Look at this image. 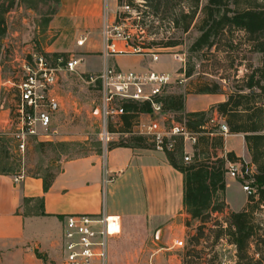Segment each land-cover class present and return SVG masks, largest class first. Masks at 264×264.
Listing matches in <instances>:
<instances>
[{"label":"rangeland","instance_id":"374dc122","mask_svg":"<svg viewBox=\"0 0 264 264\" xmlns=\"http://www.w3.org/2000/svg\"><path fill=\"white\" fill-rule=\"evenodd\" d=\"M59 1L20 0L19 5H15L5 14L8 30L3 39H9L5 44L1 41L0 59L4 66V76L10 82H8L7 88L2 91L1 103L11 108V118L15 116L16 106L19 102V90L13 82L24 76L22 66L24 60L30 58V52H46L47 44H51L57 37L55 35L52 37L51 33H48V29L58 12ZM236 1L237 3L231 4L232 8L243 9L255 5L256 2H264V0ZM207 3L208 0H164L157 14L145 5L140 8L142 17L139 22L132 18L124 19L127 15H122L123 21L118 20L117 22L125 31L131 33L129 42L132 44L141 45L152 41L174 42L173 46L154 47L156 51L165 53L155 63L154 69H170L183 73L180 75L182 81L172 84L166 90V95L183 92L186 96L188 93H199L198 91L203 88H216V84H219L225 93H236L251 76H256V78L263 76L261 71L256 73V70L264 68V53L254 48L250 36L242 29L232 28L220 31L214 39L213 46L200 50L194 49V43L202 33L200 26L204 18V6ZM115 9V0H111L110 16L113 15ZM183 13H194V18L187 30L182 27ZM54 24L52 34L59 32V25ZM61 24L64 34H62L60 42L71 50L59 53H64L66 56L84 54L81 51H84L87 45L79 47L76 40L81 32L88 31L90 39H94L96 44H101L102 48L99 51L95 47L93 54H102L103 20L98 27V34L87 27L85 20L79 17L67 16ZM143 30L144 33L141 34ZM117 48L123 47L117 44ZM145 51L146 49L133 50L134 53H145ZM167 54L173 55L172 57L178 58L179 61ZM122 59L127 62L133 61L132 57L127 56ZM148 59L149 56L146 60ZM94 60L97 65H103L102 60ZM50 61L56 65L53 57ZM190 69L193 74L187 76L186 71ZM89 74L90 72L82 71L80 66L76 71L61 70L59 72V82L54 91L61 101V109L54 115L52 130L49 131L51 136L48 138L38 135L30 136L25 149L21 150L12 135V122L9 121L8 129L0 133V172L48 177L59 169L61 160L91 153H105L111 143L131 142L130 134L115 135L110 140L102 135L103 124L99 117L100 92L96 85L88 83ZM254 92L259 91L257 88L252 90L245 87L244 93H249L251 98L256 97ZM220 96L223 98V95ZM206 111L209 112L208 117L211 119L207 127L213 128L214 131L210 136L222 134L220 127L215 126L217 123H213L215 115L212 108L210 107ZM182 116L183 110L159 114L157 117L159 123L165 129L170 130L174 122H180ZM112 129L115 128L109 125V131ZM204 134L200 133L197 136L200 137ZM238 134L244 135V133ZM222 135L224 136V146L218 148L217 152L220 156H225L229 151L225 152L226 136ZM148 142L151 143L150 140ZM195 143L193 140L184 139V152L188 151L191 159L194 158L195 152L199 153V158H203L201 147L196 149ZM237 145L238 142L235 141L234 146ZM235 152L238 154L237 151ZM238 156L247 163L245 157ZM253 167L256 172V166ZM230 179L242 185L245 184L247 178L242 174L234 178L227 173L226 182ZM250 179L256 190L255 194H257L259 185L254 177ZM227 195L234 206L245 205L247 197L249 198L247 193L239 188L237 190L229 189ZM255 196L257 201L258 196ZM218 198L219 203H224V210L231 212L226 201L225 190L218 193ZM260 205L256 211V218L257 222H261L263 228L261 232L264 238V203ZM118 216L121 224L118 233L111 237L109 264H215L219 261L231 264L230 261L233 260L235 252V247L231 246L234 240L233 229L229 226L222 227L223 222L228 221V215L222 214L221 211H212L205 219L204 227L206 228L200 240L195 237L198 228L195 231L189 229L186 232L165 235L161 230H150L147 221L139 217L124 227L121 216ZM177 237H185L188 242L187 247L171 248L173 239ZM193 245L196 247H192ZM250 252V256L256 260L264 258V240L252 241ZM0 256L2 257L0 264H10L11 256L4 258L2 254ZM61 261L62 247L59 264ZM247 261L248 258H243L237 264H245ZM51 264L55 263L51 262Z\"/></svg>","mask_w":264,"mask_h":264},{"label":"crops","instance_id":"0c3cea01","mask_svg":"<svg viewBox=\"0 0 264 264\" xmlns=\"http://www.w3.org/2000/svg\"><path fill=\"white\" fill-rule=\"evenodd\" d=\"M59 2L58 12L48 29L52 37L57 36L45 47L49 52L71 50L60 42L64 34L61 23L65 17L84 19L86 26L95 34H98V27L103 20V0ZM54 23L59 25V32L56 34H52ZM8 39L4 38L2 42L5 44ZM117 44L126 48L129 53L114 54L108 60L123 69H154L155 63L165 54L161 53L159 60L152 62L150 57L146 60L149 55L134 53L133 45L123 40H119ZM84 46L86 48L81 52L85 56L78 54L81 57L78 66L84 72H100L103 65H97L94 59L102 60L103 64L106 59L102 54L93 52L95 47L100 51L101 44H96L94 39L89 38ZM125 56L132 57L133 61L127 62L122 59ZM173 59L179 61L178 58ZM155 70L175 73L170 69ZM8 82L10 80L4 76V66L0 59V133L8 129L11 120V108L1 103L2 91L7 88ZM220 95H223V98ZM226 99L227 95L224 93H188L185 96L183 113L207 110ZM168 112L172 111L164 110L165 114ZM213 113L215 115L213 123H218L219 126L226 123L216 109ZM158 115L152 112H139L128 124L121 116L110 124L115 128L110 130L111 137L129 134L125 130L134 132L144 130L153 119L158 121ZM159 124L161 129H165L161 123ZM224 135L225 152L237 151V155L245 157L246 161L250 162L251 154L244 135L240 136L238 133ZM235 141L238 142L237 146H234ZM17 175L0 172V254L3 258L11 256L10 264L51 262L59 264L66 215L80 212L97 213L102 210L104 203L108 213L121 216L124 227L139 217L147 221L150 230H161L165 235H169L186 232L189 229L195 231L201 223L198 219H192L185 208L184 174L171 164L165 151L158 149L107 147L105 153H91L61 160L48 189L44 187L43 176L24 174L22 178L16 180ZM231 188L243 190L242 185L230 179L225 188L229 208L232 211H240L245 207L248 197L245 205H232V200L227 195ZM188 220L190 225L187 223Z\"/></svg>","mask_w":264,"mask_h":264},{"label":"built area","instance_id":"2783aa9c","mask_svg":"<svg viewBox=\"0 0 264 264\" xmlns=\"http://www.w3.org/2000/svg\"><path fill=\"white\" fill-rule=\"evenodd\" d=\"M110 1L103 0L102 55L106 61L100 72L90 73L88 79V83L99 88V117L103 124L102 135L107 140L111 139L109 131L111 122L127 113L124 103L148 101L151 103L153 114H164L162 98L166 95V90L177 81H182L181 73L178 72H163L155 69H123L109 62L108 58L114 54L129 53L126 48H117L119 40L130 44L131 38V33L125 31L117 23L118 20L123 21L122 15H127L124 19L132 18L139 22L142 17L140 8L146 4V0H115V8L118 10L115 9V17H113L110 16L109 11ZM143 33L144 30L141 31V34ZM89 38L90 33L83 31L79 34L76 43L78 46H84ZM135 49L137 48L135 47ZM50 53L49 51L30 52V58L23 62L24 76L13 82L19 90V102L16 106L15 116L11 118V132L21 150L25 149L30 136L38 135L46 138L51 136L49 131L52 130L54 115L61 109V101L54 91L59 82V72L61 70L76 71L81 62V57L78 54L66 56L64 53H60L55 56ZM145 54L149 55L152 62H156L159 60L161 52L154 48H148ZM51 57L54 58L56 65L51 63ZM219 127L222 134L229 133L226 123H221ZM136 133L148 137L155 143V149L161 151L174 150L177 136H183L184 139L194 142L197 137L196 133L188 130L186 118L181 122L174 123L170 130L161 129L159 122L153 119L144 130H139ZM184 160L186 162L192 160L187 151H185ZM228 166L227 173L234 178L240 174L244 177L253 175L255 171L253 166L244 168L240 162H230ZM23 176V173H19L15 179L18 180ZM250 181L251 179L247 178L245 184H242V188L248 196L256 193ZM221 213L228 214L227 210ZM120 224V217L108 213L105 203L102 210L97 213L80 212L66 215L62 237L61 264H109L111 237L118 233ZM222 227H228V222L224 221ZM187 243L185 237H177L173 239L171 248H185ZM231 246L235 247V252L230 263L237 264L240 261L237 255V246L234 242L231 243ZM215 264H227V262L219 261Z\"/></svg>","mask_w":264,"mask_h":264},{"label":"trees","instance_id":"16d2710c","mask_svg":"<svg viewBox=\"0 0 264 264\" xmlns=\"http://www.w3.org/2000/svg\"><path fill=\"white\" fill-rule=\"evenodd\" d=\"M164 0H146V6L157 14L163 5ZM132 3V1H131ZM237 3L236 0H208L204 6V18L200 30L201 35L194 43V49L200 50L204 47H211L215 44L214 39L220 31L231 30L232 28L242 29L253 41V46L257 51L264 53V2H256L255 5L243 9L232 8L231 4ZM20 4V0H0V45L3 37L7 33V21L5 14L12 7ZM194 18V13H183V29L187 30ZM137 49H148L154 47H169L175 45L174 42H148L141 45L132 44ZM55 52L54 55H59ZM264 76V68L257 69ZM193 74L192 69L186 71L187 76ZM251 76L246 84L236 93H225L219 84L216 88H203L199 93H224L227 94L225 101L217 103L212 107L225 120L229 127V133H244L247 147L251 154V162L245 163L242 157L235 151H229L225 156H220L218 148L224 146V136H210L214 131L208 128L207 123L211 121L208 111H190L183 113L180 121L186 118V126L190 132L205 133L203 136L196 137L195 148L201 147L203 158H199L195 152L194 158L190 162L184 160V137H176L174 150H165L171 164L184 174V205L192 219L200 220L197 226L196 238L204 235L206 218L212 211L224 212V203H219L218 193L226 188V174L230 162L241 161L243 167L256 166V172L247 178L254 177L259 185L257 194L249 196L245 207L240 211L228 212V226L233 229L234 240L237 246L239 260L248 258L245 264H262L264 258L256 260L250 256V245L252 241H263L261 222H257L256 211L261 203H264V78ZM245 87L255 89L254 98L249 93H244ZM163 109L165 111H182L185 104V95L168 94L162 98ZM127 113L122 118L127 122L139 112H152L150 102L129 101L124 103ZM219 126V124H215ZM131 135V142L111 143L109 148L117 146H132L154 148L155 143L149 138L134 132L125 130ZM207 133V134H206ZM181 156V157H180ZM180 157V158H179ZM55 177V174L43 177L44 187L48 189ZM255 195L258 196L256 201ZM190 225V220L187 222Z\"/></svg>","mask_w":264,"mask_h":264}]
</instances>
